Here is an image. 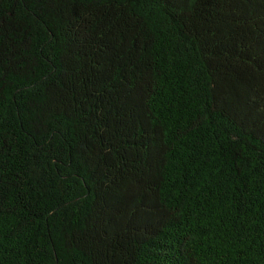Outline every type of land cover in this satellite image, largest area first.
Listing matches in <instances>:
<instances>
[{
	"label": "trees",
	"instance_id": "trees-1",
	"mask_svg": "<svg viewBox=\"0 0 264 264\" xmlns=\"http://www.w3.org/2000/svg\"><path fill=\"white\" fill-rule=\"evenodd\" d=\"M0 264H264V0H0Z\"/></svg>",
	"mask_w": 264,
	"mask_h": 264
}]
</instances>
